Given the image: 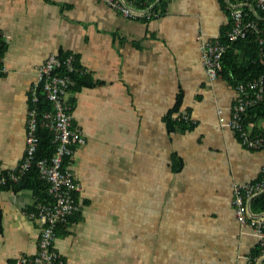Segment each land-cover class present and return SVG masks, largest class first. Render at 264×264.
I'll return each mask as SVG.
<instances>
[{"label": "crops", "instance_id": "obj_1", "mask_svg": "<svg viewBox=\"0 0 264 264\" xmlns=\"http://www.w3.org/2000/svg\"><path fill=\"white\" fill-rule=\"evenodd\" d=\"M123 1L144 16L103 0H0V171L25 156L38 67L74 54L84 72L67 99L86 143L70 158L82 207L55 242L65 264H250L259 252L264 264V211L248 198L261 224L242 225L232 204L236 185L264 183V150L228 126L239 85L211 79L202 51L235 11L264 15L243 0ZM178 98L191 129L166 120ZM258 119H246L253 131ZM20 181L0 184V264H34L23 260L40 248L39 188Z\"/></svg>", "mask_w": 264, "mask_h": 264}, {"label": "built area", "instance_id": "obj_2", "mask_svg": "<svg viewBox=\"0 0 264 264\" xmlns=\"http://www.w3.org/2000/svg\"><path fill=\"white\" fill-rule=\"evenodd\" d=\"M103 1L117 8L125 16L137 17L141 15L132 12L123 0ZM243 1L256 5L264 13V0ZM250 31L261 32L258 22L251 19L248 12L235 11L233 13V26L226 32L225 38L233 42L245 38ZM226 47L221 39L207 41L202 46L204 65L207 75L211 79L217 78L223 71L222 58ZM63 69L69 73L79 71L74 54L65 59H61L57 55H51L38 67L37 81L31 88L33 105L29 109L26 154L22 162L13 171L8 172L7 175L0 171V184L5 185L8 178L14 182H19L26 173L37 166L40 178L48 186L49 198L39 201L36 205V212L32 214L33 216L37 214L44 221L39 251L32 260H23V262L34 264H64L62 256L55 251L54 244L58 237L56 227L60 223L68 222L69 218L80 210V204L75 196V193L80 191V187L65 162L66 159L71 157L74 148L85 144L86 140L72 126L71 107L67 101V94L76 82L70 74L62 73ZM2 71L0 69V73ZM238 90L240 94L234 105L232 118L227 124L239 133V137L245 145L253 149L264 150V129L261 132L254 133L253 129L244 122L246 111L255 106L257 98H261L264 93V76L262 75L244 84L240 83ZM249 91H254L257 98H251L248 95ZM42 96L51 103L52 107L50 110L39 114L37 105ZM40 125H43L54 135L53 141L56 144V151L49 159H36L40 144L38 134ZM263 188L264 183L256 186L242 184L234 187L233 205L235 215L242 225L248 224L250 219L252 224H261L260 220L251 218L250 215L248 217L246 202L248 198L260 193Z\"/></svg>", "mask_w": 264, "mask_h": 264}, {"label": "trees", "instance_id": "obj_3", "mask_svg": "<svg viewBox=\"0 0 264 264\" xmlns=\"http://www.w3.org/2000/svg\"><path fill=\"white\" fill-rule=\"evenodd\" d=\"M256 7V5H254ZM256 9L262 14V17L264 13L256 7ZM242 11V10H241ZM244 12L249 13V17L251 19H254L258 22L259 27L261 29L260 33H257L255 31H250L245 38H240L236 41L230 42L225 38L221 39L223 43L226 44V51L224 53V56L222 58V63H223V71L220 73V75L217 77L219 78L220 76H223L228 80L230 83H233L235 86L239 85L240 83L244 84L250 80H253L255 78L260 77L261 75L264 76V21L259 19L254 12L250 11L248 8H244ZM141 15H138L135 18H142L144 16L143 13H140ZM129 17V16H128ZM261 39L263 40L261 42ZM71 54H65L62 56H59L61 59L67 58ZM75 56V55H74ZM76 59V65L79 69L76 73H69L67 70L63 69L62 73H67L70 74L71 78L75 80L76 87H73L71 90H78L80 88V84L77 82L78 79L80 78V74L84 72L83 67L78 62L77 57L75 56ZM215 78V79H217ZM69 90V92L71 91ZM68 92V93H69ZM181 99V96H180ZM178 98V102L175 104L172 110L169 111V114L166 118L167 122L169 123L170 128H182V129H191L195 126V122L191 119L190 115H180V108H181V101ZM70 107H71V114H72V104L70 100H67ZM264 102V101H263ZM260 103L259 105L251 108L250 110L248 109L246 111L247 115H245L244 122L246 123L247 120H253V121H259L258 117L264 118V103ZM32 101L30 108L32 107ZM39 114L43 111H47L51 109V103L48 102L46 99L43 98V96L40 99L39 104L37 105ZM176 114H179V116H175ZM258 116V117H257ZM247 124V123H246ZM72 126H73V115H72ZM73 128L77 130L79 133L80 131L76 129L74 126ZM256 133L261 132V130L257 131L254 130ZM39 137H40V144L39 148L36 154V159H44V158H51L55 151H56V144L54 143V135L53 133L45 128L43 125H40V130H39ZM81 134V133H80ZM82 135V134H81ZM83 136V135H82ZM84 137V136H83ZM85 138V137H84ZM86 140V138H85ZM86 143V142H85ZM245 145V144H244ZM247 146V145H246ZM248 147V146H247ZM76 148V147H75ZM74 148V150H75ZM250 148V147H248ZM253 149V148H250ZM254 150H262V149H254ZM74 152V151H73ZM26 154V153H25ZM73 155V153H72ZM71 155V157H72ZM70 157V158H71ZM70 158L66 159V166L69 168V170L73 174V178L76 181V183L79 185L77 182V179L74 176L73 171L70 168ZM184 162L181 158L177 157L176 155L173 156V169L174 171H180L183 169ZM24 183H29V185H32V187H38L39 191V201H43L49 198L48 195V186L44 180L40 178L39 175V169L37 166H34L28 173H26L22 180L20 181ZM80 187V185H79ZM37 189V188H36ZM75 196L81 206V197H80V191L75 193ZM253 202L252 206L254 211L257 213L258 211H264V193L257 194L252 197ZM232 204H233V199H232ZM234 207V205H233ZM80 211V210H79ZM234 213H235V208H234ZM78 214V213H77ZM77 214L73 215V218H76ZM72 217L69 218V221L73 219ZM249 217V215H248ZM238 220V218L236 217ZM68 221V222H69ZM252 220L250 219L248 222H251ZM66 222V223H68ZM65 223H60L56 227V231L58 232L59 235V230H60V225H63ZM55 245V244H54ZM56 251V249H55ZM58 253V251H56ZM261 255V252L259 253H254V260L250 264H256V259L258 256ZM63 259V257H62ZM64 262V259H63ZM65 264V262H64Z\"/></svg>", "mask_w": 264, "mask_h": 264}]
</instances>
